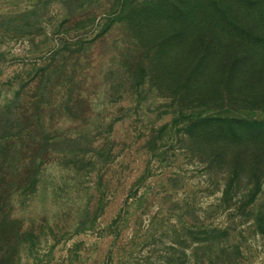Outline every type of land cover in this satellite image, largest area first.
Returning a JSON list of instances; mask_svg holds the SVG:
<instances>
[{
	"label": "rangeland",
	"instance_id": "obj_1",
	"mask_svg": "<svg viewBox=\"0 0 264 264\" xmlns=\"http://www.w3.org/2000/svg\"><path fill=\"white\" fill-rule=\"evenodd\" d=\"M217 1L253 28L264 12L0 0V264H264V154L255 186L251 152L216 159L191 123L217 109L192 108L179 60L204 48L191 8Z\"/></svg>",
	"mask_w": 264,
	"mask_h": 264
},
{
	"label": "trees",
	"instance_id": "obj_2",
	"mask_svg": "<svg viewBox=\"0 0 264 264\" xmlns=\"http://www.w3.org/2000/svg\"><path fill=\"white\" fill-rule=\"evenodd\" d=\"M256 2L245 0L240 6H253L258 15L261 7ZM217 3L216 6L196 4L191 8L185 43L194 45L192 41L198 35L196 43L202 42L204 48L195 55L187 52L179 60L190 65L187 94L193 99L192 108L208 105L218 113L209 117L198 115L193 122L189 120L192 128H200L205 138L224 150L216 151V159L233 158L231 149L251 152L246 159L250 167L248 184L255 186L257 173L254 174V170H260L258 163L264 154V120L226 112L264 109V12L261 11L262 16L253 28L233 21L223 2ZM219 38L226 48L219 45ZM235 163L236 169L231 174L238 176V164H242L239 155ZM232 184L228 193L234 189ZM249 191L253 192V188Z\"/></svg>",
	"mask_w": 264,
	"mask_h": 264
}]
</instances>
